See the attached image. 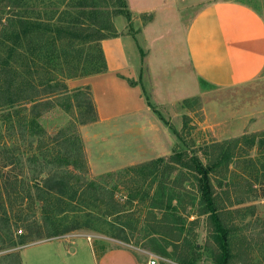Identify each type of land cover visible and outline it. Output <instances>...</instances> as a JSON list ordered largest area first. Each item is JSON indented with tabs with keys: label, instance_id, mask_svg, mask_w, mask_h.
Wrapping results in <instances>:
<instances>
[{
	"label": "rangeland",
	"instance_id": "374dc122",
	"mask_svg": "<svg viewBox=\"0 0 264 264\" xmlns=\"http://www.w3.org/2000/svg\"><path fill=\"white\" fill-rule=\"evenodd\" d=\"M34 1L23 0L24 7H21V12L32 10ZM244 1L261 11L264 10V0ZM194 10L195 8L189 7L176 20L159 16L157 22L160 21V27L158 30L146 32V44L140 37L137 41L135 36L138 31L132 29V23L131 26L128 25L123 16L115 17L118 26L127 24L126 31L134 38L133 61L138 67V78L141 74L149 95L147 69L144 63L149 53L146 47L151 49V60L157 65L156 74L159 76L161 87L165 88L167 83L173 87L172 91H167V95L189 97L193 94L197 83L189 76L182 36ZM3 12L2 17L6 15L5 10ZM142 17H140L142 24H145L142 19L149 17ZM97 54L96 48L84 47L82 58L96 57ZM0 57L5 58L4 51L0 52ZM79 67L91 68L83 61ZM37 83L35 78V84ZM77 102L78 99L74 98L70 104L65 99H54L55 106L38 117L36 125L30 123V120L22 123L20 115L18 117L13 113L10 119H4L7 112L0 111V152L8 150V156L0 153V204L4 203L11 226L8 230L3 221V211L0 209V264H21L20 253L30 243L64 240L67 238L65 236L75 234H87L92 237L93 243L103 241L110 244L109 246L126 248L136 254L140 264H147L154 257L157 264H214L207 245L209 233L205 217L196 216L198 202L194 187H191L188 181L189 174L179 166L170 165L173 163H170L168 158L174 152L187 150L205 163L208 157L201 151L204 144H210L213 140L220 142L237 138L244 133L264 131V112L261 110L264 108V77L254 82L250 88L227 90L212 97L209 103L211 105L214 103L215 106L211 111L215 110L217 114L210 113V117L221 122L218 129L213 128V131L209 127L205 128L202 110L188 111L183 108L182 114L189 117V129L183 130V115L179 120H175L172 109L163 110L155 107L161 119L169 122L174 130L181 133V140H177L165 126L174 141L171 142L165 137L162 145H159L160 149L157 143L153 144L151 136L153 130L141 128V124L136 120H130L131 118H125L127 121H116L117 124L114 125L108 123L87 126L83 131V137L91 154L90 163L94 173L92 174L90 170L87 158L86 170L79 169L75 172L87 180L95 181L98 189L95 188L96 192L89 191L84 197L76 198L72 202L68 201L70 204L66 203L62 208L73 211L56 217L60 230L74 224H79L81 228L49 238L31 237L27 238L29 239L27 242L21 243V236L28 234L27 228L39 226L45 228L42 220L43 203L37 200L32 180L46 160L52 162L55 156L44 158L40 156L38 148L46 142L50 146L49 139L55 134L67 135L68 139L80 137L82 139L80 122L91 115L86 113L84 107L78 108ZM219 110L222 113H218ZM251 112L254 116L249 117L246 127L241 129L243 124L241 116ZM152 113L156 116L154 112ZM26 114L27 112L22 115ZM161 119L158 118L160 121ZM209 120L213 123V118ZM129 121L137 122V125L135 123L132 125ZM32 128L37 135H32ZM163 151H168V155L148 160ZM61 152L64 154V150ZM58 157L57 163L65 162V156ZM5 158L9 159L2 161ZM159 158H163L161 165L156 164L155 168L147 165ZM249 160H253L254 165L250 164ZM6 162L11 163L3 168ZM143 163L146 165L139 167V164ZM130 167H135V170L131 172ZM46 172L48 171H44L40 177H44ZM214 175L218 176V179L226 176L227 181L234 184L227 189V194L221 195L222 200L219 204L227 211L228 223L234 230L235 247L236 239L240 236H246L244 247H248V242L254 238L248 251L252 258L251 264H264V245L256 243V234L263 226L257 225L254 228L256 219L264 216V199L261 197L264 193V152L257 146L248 150L244 144L239 145L232 153L228 171L225 172L218 167ZM254 178L258 181L249 188L244 182H251ZM6 182H13L17 193L12 192L6 197L4 194ZM253 190H257L256 196ZM217 193H220V190H217ZM111 194L113 201L122 211L108 216L105 213L109 209L106 204ZM161 224L169 226L170 230L163 229ZM174 236L179 239L173 241ZM78 240L86 243V238L82 236H75L72 241ZM54 244L56 243L46 246L57 248ZM184 257L186 263H183Z\"/></svg>",
	"mask_w": 264,
	"mask_h": 264
},
{
	"label": "trees",
	"instance_id": "16d2710c",
	"mask_svg": "<svg viewBox=\"0 0 264 264\" xmlns=\"http://www.w3.org/2000/svg\"><path fill=\"white\" fill-rule=\"evenodd\" d=\"M59 1L35 0L32 10L21 12V7H24L23 0H0V52L4 51L5 53V58L0 57V111L7 112L4 119H10L13 113L18 117L20 115L22 123L30 120V123L36 125L37 118L55 106L54 99H65L70 104L74 98L78 99V108L84 107L86 113L91 115L80 122L81 126L94 123L97 120V112L90 89L82 87L71 91L65 82L69 79L105 72L106 61L100 42L118 36L113 24L115 17L123 16L126 23L130 25L132 15L127 8L126 0ZM4 10L6 15L2 17ZM148 17L149 19L142 20L145 23L151 22L152 16ZM78 46L79 48H77ZM84 47L96 48L97 56L83 59ZM82 61L90 65L91 68H80L79 65ZM35 78L38 81L37 84H35ZM143 82L140 74L138 81L130 82V85L139 86L146 105L161 119L162 117L156 111ZM199 85L203 90L212 89V86L203 80H199ZM182 108L188 111H201V98L196 96L183 100ZM26 112V115H22ZM188 120L189 117L184 114L183 130L188 128ZM161 121L177 140H181L179 131L174 130L171 124L164 119ZM31 132L33 136L37 135L33 132V128ZM49 141H51L50 146L47 145V142L39 146L40 156L55 157L52 162L46 160L32 180L37 200L43 203L42 220L45 228L40 226L27 228L28 234L21 236V243L27 242L29 240L27 238H49L81 228L79 224H74L60 230L56 217L73 211L62 208L66 203L70 204L68 201L72 202L76 198L84 197L89 191L94 193L96 192L95 188L98 189L96 187L98 184L95 181L87 180L75 172L79 169L86 170V156L81 137L80 139H68L67 135L55 134ZM243 144L248 150L257 146L260 151L264 152V131L244 133L237 138L220 142L213 140L210 144H204L201 151L204 152V156L208 157L205 163L187 150L174 152L168 158L170 163H173L170 165L179 166L189 174L188 181H190L191 187H194L198 202L196 216L205 217L209 233L207 245L214 264H251L252 262L248 251L251 249V240L254 238L248 242V247H244L246 236H240L236 239L235 247L234 230L228 223L227 211L219 204L222 200L221 195L227 194V189L229 190L234 184L229 183L226 176L218 179V176L214 175L218 167L224 169L225 172L228 171L233 151L237 146ZM62 150H64V154L61 152ZM0 153L3 156H8V150L4 149ZM58 156H65V162L57 163ZM8 159L5 158L2 161ZM162 162L163 158H159L150 161L147 165L154 167L159 163L161 165ZM249 162L254 165L253 160H249ZM9 163H4L3 168L10 165ZM144 165L146 164H139V167ZM44 169L48 172L41 178L40 175L46 171ZM129 170L132 172L135 167H130ZM140 172L143 171L140 170ZM257 181L258 179L254 178L251 182L245 181L244 183L252 188L253 183H257ZM6 183H4L6 197H9L12 192L17 193L13 182ZM217 190H220V193H217ZM253 191L256 196L257 190ZM112 197L111 194V198L106 204L109 207L105 212L108 216L122 211ZM261 197L264 199V193ZM7 203L9 204V202ZM10 203L12 202L10 201ZM0 209L3 211V221L6 223L7 229L10 230L9 217L3 202L0 204ZM153 209L155 208L153 207ZM257 225H262L263 229L256 234V243L264 245V216L256 219L254 228ZM160 226L170 230L169 226L162 224ZM156 230L158 231V229ZM174 237L173 241L179 239L177 236ZM185 259L184 257L183 263L187 262Z\"/></svg>",
	"mask_w": 264,
	"mask_h": 264
},
{
	"label": "crops",
	"instance_id": "0c3cea01",
	"mask_svg": "<svg viewBox=\"0 0 264 264\" xmlns=\"http://www.w3.org/2000/svg\"><path fill=\"white\" fill-rule=\"evenodd\" d=\"M126 3L132 15V29L138 31L135 37H140L145 44L146 32L159 29V16L176 20L189 7L195 8L182 36L189 76L197 83L192 95H167V91H172L173 87L168 83L165 88L161 87L156 74L157 65L151 60V49L146 47L149 53L144 63L151 101L160 109H172L175 120H179L184 113L182 101L199 96L205 128L209 127L212 131L213 128L218 129L221 122L210 117V113L216 112L211 111L215 106L214 103H209L212 97L227 90L250 88L254 82L264 77V10L261 11L244 0H126ZM141 16H152V20L142 24ZM116 19L114 18L113 24L118 36L100 42L106 71L65 82L68 89L88 87L95 105L96 122L80 127L85 156L92 174L91 154L83 137L87 126L108 123L114 125L117 124L116 121L131 118L130 120L139 122L141 128L153 130V144L157 143L158 147L166 138L171 142L173 140L165 125L146 105L139 86L130 85V82L138 81V67L132 57L134 38L126 31L127 24L120 27ZM199 80L212 86V89L203 90ZM261 110L264 112V108ZM218 113L222 111L219 110ZM253 114L251 112L241 116V129L246 127ZM210 118H213V123ZM129 122L137 125V122ZM167 155L168 151H163L148 160ZM75 236L85 237L86 243L83 240L72 241ZM65 237L67 238L64 240L42 241L25 246L19 256L21 264H140L136 254L126 248L109 246L103 241L93 243L92 237L87 234ZM53 243H56L54 245L57 248L47 247Z\"/></svg>",
	"mask_w": 264,
	"mask_h": 264
},
{
	"label": "built area",
	"instance_id": "2783aa9c",
	"mask_svg": "<svg viewBox=\"0 0 264 264\" xmlns=\"http://www.w3.org/2000/svg\"><path fill=\"white\" fill-rule=\"evenodd\" d=\"M19 233H20V231H19ZM157 263H158L157 259L154 257L147 264H157Z\"/></svg>",
	"mask_w": 264,
	"mask_h": 264
}]
</instances>
